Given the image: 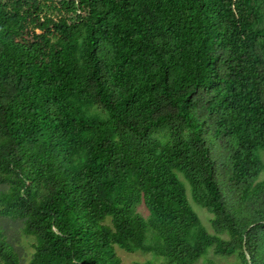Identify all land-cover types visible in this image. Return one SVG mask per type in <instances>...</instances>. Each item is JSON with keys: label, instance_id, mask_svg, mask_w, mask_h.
Listing matches in <instances>:
<instances>
[{"label": "trees", "instance_id": "trees-1", "mask_svg": "<svg viewBox=\"0 0 264 264\" xmlns=\"http://www.w3.org/2000/svg\"><path fill=\"white\" fill-rule=\"evenodd\" d=\"M260 150L264 0H0V264H264Z\"/></svg>", "mask_w": 264, "mask_h": 264}, {"label": "rangeland", "instance_id": "rangeland-1", "mask_svg": "<svg viewBox=\"0 0 264 264\" xmlns=\"http://www.w3.org/2000/svg\"><path fill=\"white\" fill-rule=\"evenodd\" d=\"M260 160L264 163V151L258 152ZM181 180H183L186 186V195L192 205L194 211L197 213L201 220L202 226L207 232L212 233L213 230L210 225L211 214L206 209L195 204L190 195V187L184 180L181 174H179ZM259 181L264 180V171L258 176ZM137 211L142 215L146 216L147 210L143 204L139 205ZM0 226L3 227L4 233L9 241L16 247L21 258L26 262L30 257L33 248V238L27 236L22 231L21 223L17 220H13L0 215ZM115 252L119 258L120 264H162V259L153 255L152 252L133 251L128 252L115 246ZM238 258L236 255L223 257L214 255L211 250H208L195 264H236Z\"/></svg>", "mask_w": 264, "mask_h": 264}, {"label": "water", "instance_id": "water-1", "mask_svg": "<svg viewBox=\"0 0 264 264\" xmlns=\"http://www.w3.org/2000/svg\"><path fill=\"white\" fill-rule=\"evenodd\" d=\"M243 249H244V251H245V248L243 247ZM245 255H246V258H247V260H248V264H251L250 263V261H249V256H248V254L245 252Z\"/></svg>", "mask_w": 264, "mask_h": 264}]
</instances>
